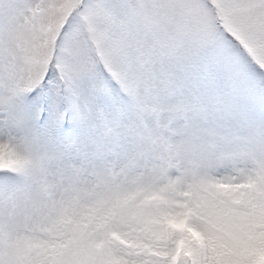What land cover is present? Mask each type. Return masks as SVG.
I'll list each match as a JSON object with an SVG mask.
<instances>
[{"label": "snow or ice", "instance_id": "obj_1", "mask_svg": "<svg viewBox=\"0 0 264 264\" xmlns=\"http://www.w3.org/2000/svg\"><path fill=\"white\" fill-rule=\"evenodd\" d=\"M0 264H264V0H0Z\"/></svg>", "mask_w": 264, "mask_h": 264}]
</instances>
